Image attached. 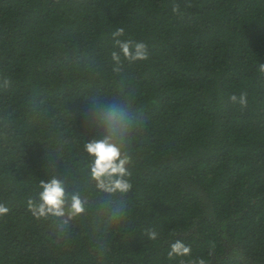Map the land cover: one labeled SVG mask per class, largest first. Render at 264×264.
<instances>
[{
    "label": "trees",
    "instance_id": "trees-1",
    "mask_svg": "<svg viewBox=\"0 0 264 264\" xmlns=\"http://www.w3.org/2000/svg\"><path fill=\"white\" fill-rule=\"evenodd\" d=\"M121 28L148 59L117 69ZM262 64L264 0H0V264H264ZM93 97L134 118L119 222L83 151ZM52 175L88 201L63 230L28 208Z\"/></svg>",
    "mask_w": 264,
    "mask_h": 264
},
{
    "label": "clouds",
    "instance_id": "clouds-1",
    "mask_svg": "<svg viewBox=\"0 0 264 264\" xmlns=\"http://www.w3.org/2000/svg\"><path fill=\"white\" fill-rule=\"evenodd\" d=\"M124 29H118L112 34L115 48L111 60L117 69L124 60L128 62L144 61L148 59V50L143 42H134L126 39ZM264 72V64L260 66ZM233 103L241 107L247 105V95L242 93L230 97ZM93 111L85 117L86 121L102 129L98 135L85 140L83 151L89 157L88 173L94 181L95 190L100 194L101 207L111 206L119 202L116 212L111 217L114 222L122 221L125 213L122 207L126 205L124 197L132 190L131 173L128 166L131 162V128L133 116L129 105L119 98L105 102L103 98H92ZM88 201L80 191H69L65 180L58 175L42 180L39 185L36 200L28 201L31 214L37 219L50 217L61 220V229L69 226L70 222L86 212ZM9 209L0 205V215L6 214ZM150 240H156L158 233L155 230L147 231ZM170 258H188L192 249L181 240L170 245ZM204 264V261H199Z\"/></svg>",
    "mask_w": 264,
    "mask_h": 264
}]
</instances>
